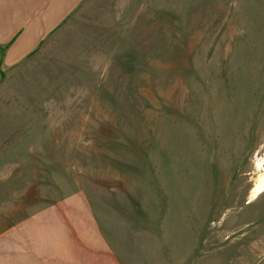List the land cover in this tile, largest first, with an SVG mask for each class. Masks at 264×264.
Returning a JSON list of instances; mask_svg holds the SVG:
<instances>
[{
	"label": "rangeland",
	"instance_id": "obj_1",
	"mask_svg": "<svg viewBox=\"0 0 264 264\" xmlns=\"http://www.w3.org/2000/svg\"><path fill=\"white\" fill-rule=\"evenodd\" d=\"M257 176L264 0H84L1 73L0 264H264Z\"/></svg>",
	"mask_w": 264,
	"mask_h": 264
},
{
	"label": "crops",
	"instance_id": "obj_2",
	"mask_svg": "<svg viewBox=\"0 0 264 264\" xmlns=\"http://www.w3.org/2000/svg\"><path fill=\"white\" fill-rule=\"evenodd\" d=\"M83 1L0 0V76L3 70L19 65L35 52ZM258 200L257 258L264 250V224L260 221ZM209 263L208 258L200 260V264Z\"/></svg>",
	"mask_w": 264,
	"mask_h": 264
},
{
	"label": "bare ground",
	"instance_id": "obj_3",
	"mask_svg": "<svg viewBox=\"0 0 264 264\" xmlns=\"http://www.w3.org/2000/svg\"><path fill=\"white\" fill-rule=\"evenodd\" d=\"M260 184L261 185L263 184V186H264V178L262 179V176L261 177L257 176L256 179H255V186H254V188L252 190L257 189V186H259Z\"/></svg>",
	"mask_w": 264,
	"mask_h": 264
}]
</instances>
